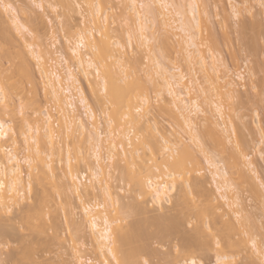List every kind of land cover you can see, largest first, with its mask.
Instances as JSON below:
<instances>
[{"label": "clouds", "instance_id": "1", "mask_svg": "<svg viewBox=\"0 0 264 264\" xmlns=\"http://www.w3.org/2000/svg\"><path fill=\"white\" fill-rule=\"evenodd\" d=\"M0 131V264H264V0H0Z\"/></svg>", "mask_w": 264, "mask_h": 264}, {"label": "snow or ice", "instance_id": "2", "mask_svg": "<svg viewBox=\"0 0 264 264\" xmlns=\"http://www.w3.org/2000/svg\"><path fill=\"white\" fill-rule=\"evenodd\" d=\"M38 59V58H37ZM6 133L3 131H0V135H5Z\"/></svg>", "mask_w": 264, "mask_h": 264}]
</instances>
